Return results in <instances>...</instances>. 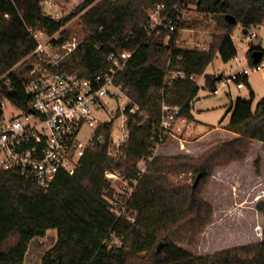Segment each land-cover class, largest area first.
Instances as JSON below:
<instances>
[{"label": "trees", "instance_id": "obj_1", "mask_svg": "<svg viewBox=\"0 0 264 264\" xmlns=\"http://www.w3.org/2000/svg\"><path fill=\"white\" fill-rule=\"evenodd\" d=\"M2 1L0 79L7 77L0 82V101L8 97L20 108H29L25 82L33 60L25 59L36 43L27 26L52 35L82 14L80 19L90 35L61 68L83 77L105 75L112 68L108 60L111 52H134L116 83L145 111L146 121L142 124L143 118L128 114L130 138L122 147L125 158L119 160L109 154L113 123L102 126L98 134L106 142L96 141L77 171L73 175L61 172L47 191L36 189L18 172L0 171V264H24L33 239L45 237L51 229L57 230L58 238L45 252L42 264H264V240L198 257L178 245L196 244L212 221L214 209L203 193L214 170L244 161L253 140L264 143V98L253 111V91L249 98L238 97L225 129L239 137L200 157H154L157 145L152 141L153 125L162 121L164 104L180 107L179 117L188 122L195 120L193 102L200 91L197 78L205 75L206 86L216 90L218 79L206 74L208 66L218 54L226 63L237 56L232 34L238 25L250 31L264 23V0H88L58 21L44 15V0ZM162 3L169 7L179 3L181 9L193 3L200 13L213 16L217 32L208 50L177 47L183 28L180 22L175 32L162 31L160 36L148 38L144 25L149 22V10ZM227 15L235 17L237 24L228 22ZM64 34L69 37L67 30ZM167 35L169 43L163 46ZM255 50L264 55L261 47L253 45L248 53L253 66ZM170 60V70L177 66L186 77L165 83ZM240 81L249 85L248 76ZM149 157L147 172L140 177L138 165ZM256 164L258 170V161ZM107 171L138 180L127 203V213L135 216L134 221L112 211L105 198L114 194ZM189 173L193 174L191 182ZM181 174L185 176L173 179ZM256 209L264 215V201L258 202ZM161 243L164 245L158 251Z\"/></svg>", "mask_w": 264, "mask_h": 264}, {"label": "built area", "instance_id": "obj_2", "mask_svg": "<svg viewBox=\"0 0 264 264\" xmlns=\"http://www.w3.org/2000/svg\"><path fill=\"white\" fill-rule=\"evenodd\" d=\"M50 4L44 0L42 5ZM45 16L60 20L57 13L46 12ZM181 7L179 3L169 7L166 4H157L149 12V22L144 25L148 38L161 34L162 31L175 32L181 19ZM66 28L63 27L55 34H48L45 30L27 26L29 37L36 47L25 59L31 62V70L25 82V92L29 98L27 110L14 104L8 97L0 101V171L18 172L27 181H30L38 190L47 191L61 172L73 175L82 163L87 151L95 146V142H106L98 130L108 123H103L97 118V111L104 109L107 100H116V116L124 117V124L119 132H115L114 124L109 139V154L119 160L125 156L122 147L128 144L130 130L127 120L128 114L143 118L146 121V113L123 89L116 83V77L128 69L134 52L115 50L108 56L112 68L105 75L83 77L77 72H67L61 68L62 62L76 52L82 42L74 38H66ZM249 40L254 42L256 33L248 32ZM168 39L170 36L167 35ZM196 49H200L202 43L198 42ZM162 46H159L160 50ZM182 60V57H178ZM172 61H169L165 83H170L179 78H185L183 70H170ZM264 68V55L261 61L254 66V72ZM250 70L240 71L227 80L229 86L232 81L237 82V87L242 88L245 83L239 82L248 76ZM7 75L0 79L4 81ZM9 87L11 82L5 81ZM218 88L213 92L218 93ZM1 95V93H0ZM181 112L178 106H163L162 121L158 126L153 125L154 136L152 141L159 146L168 136L174 132H181L188 123L185 117H179ZM113 123V122H109ZM86 128H94L93 133L83 138ZM156 146V147H157ZM156 150V148H155ZM154 150V151H155ZM148 159H152L149 157ZM145 161L139 163L138 175L141 177L146 171ZM124 177V176H123ZM106 178L114 183L115 180H123L116 172L107 171ZM129 183V179L124 178ZM135 190L137 179H130ZM130 185V183H129ZM135 185V186H134ZM132 188V189H133ZM109 201V197H105ZM111 203V202H110ZM112 205V211L120 215L118 207Z\"/></svg>", "mask_w": 264, "mask_h": 264}, {"label": "rangeland", "instance_id": "obj_3", "mask_svg": "<svg viewBox=\"0 0 264 264\" xmlns=\"http://www.w3.org/2000/svg\"><path fill=\"white\" fill-rule=\"evenodd\" d=\"M87 1L88 0H49L50 4H43L42 6L46 7V12L50 10L51 13H57L60 19H64ZM2 3L3 1L0 0V5H2ZM22 10L23 8H20V11ZM181 13L180 23L183 24V28L179 31L176 46L183 49H196L197 43L201 42L202 47H199L200 49H204L205 47L209 48L213 40V34L217 32V25L213 16L200 13L197 10L196 5L193 3L187 4L186 7L182 9ZM81 15L69 22L65 28L69 34V38L75 37L78 41L84 43L90 33L83 25L80 19ZM1 16L4 19L9 18L8 15ZM250 33L258 34V38L254 39V43L256 46H261V48L264 49V26H261L258 29H253ZM233 35L238 51L237 58H233L226 63L218 54L207 70L208 74H215L214 76L217 77L218 80L219 78L221 79V83L217 86L218 88L220 87L219 92L221 91V93L216 96L213 95V93L205 87V79L203 77L197 80L198 85L201 87V96L209 94L211 97L206 107L213 108L217 105L230 104L229 96L226 94L227 89L223 88L222 84L227 82V80L231 79L234 75H237L240 71L247 69L250 70V76L256 75L251 69L252 65L248 63V53L253 46V42L249 40V35L244 33L241 25L235 28ZM169 40L170 39L166 36L162 41L163 46H167ZM20 65L21 64L17 65L15 69ZM236 85L237 82L232 81L230 86L231 89L228 88V90L234 92ZM242 92L246 93L245 91ZM118 105L120 104L116 100H107L104 109L98 110L96 113L97 118L101 122H113L115 132H119L121 126L124 124V117L119 116V114L116 116ZM256 105L257 101L254 103V108ZM200 107L201 106L198 108ZM222 118V114L220 116L219 112H210L207 113L204 119L207 123L219 125ZM203 126L205 127L199 130L200 133H205V131H208L209 129V126ZM184 128L185 126L182 128L181 132L175 131L174 135L168 136L164 143H161L156 147L153 156L167 157L190 155L193 157H200L210 148L219 144L229 143L236 139L234 138L233 133L224 128L211 131L206 135V139L204 140L205 145H202V147L213 142L211 144L212 147L196 156L193 154V151L196 150L197 153L201 152V148L198 149L201 143L189 145L185 143L186 146L181 149L180 138H188L185 133L183 135ZM93 131L94 128H86L83 131L82 137L86 138L87 135L93 133ZM196 137V135H192V137L188 139L189 141L194 142ZM247 154H250V159L248 161H246V155L245 160L242 162L235 161L226 166H219L214 170L203 193V197L214 209L212 221L199 235L196 244H178L183 249L185 247V250L194 256L212 255L223 250L255 244L264 240V221L255 210L257 203L264 201L262 198V196H264V188H258L257 185H255V169L257 170L256 161H258V167L260 169L261 157L259 155L264 157V145L261 143H255L252 145L251 142ZM151 160L152 159H144L146 163V171L144 173L147 172V164ZM259 169L257 171H259ZM184 176L185 174H181L179 177H174L173 179H181ZM187 176L190 177L189 182H191L193 174L189 173ZM124 178L125 177L122 176L123 180H115L114 183L111 182L114 194L109 202H111V204L114 203V205L118 207L117 209H119L121 216L126 215L131 221H134L135 216L127 213V203L134 192V188L132 187V189L130 187L132 185L130 179L129 185ZM51 232L55 235L57 230L54 229ZM51 238H53L52 235L48 238L50 240L49 243L52 241ZM116 242L119 243L118 240H116ZM49 243L47 242V244Z\"/></svg>", "mask_w": 264, "mask_h": 264}, {"label": "crops", "instance_id": "obj_4", "mask_svg": "<svg viewBox=\"0 0 264 264\" xmlns=\"http://www.w3.org/2000/svg\"><path fill=\"white\" fill-rule=\"evenodd\" d=\"M261 26H264V23L262 25L258 26V27H255V28L250 29V31L253 30V29H258ZM243 31H244V29H243ZM232 37L234 39V35L233 34H232ZM257 38H258V34H257ZM253 45L255 47H261V46H256L254 42H253ZM235 58H237V56ZM248 63L250 65H252L249 62V57H248ZM207 70H208V68H207ZM207 70H206V74H208L207 73ZM244 70H246V69H244ZM253 73H255L256 75L255 76H250V73L248 75L249 85H247L245 83V86H243L242 88H238L236 86L234 92L232 90H228V88L231 89L230 88L231 83H230L229 86L226 85L227 82H225V83L222 84V87L227 89L226 94L229 96V99H230V104L229 105H225V104H223V105H217V106H214L213 108L206 107L207 104H208V101H210L209 99L211 97H210L209 94H206L205 96H201V87L199 86L200 87L199 94H198V96L196 97V99L193 102V111H192V114H193L195 120L194 121H191V122H188L185 125L184 132H183V135L185 133L186 137H188V138L192 137V135H196L197 137L194 140V142L189 141L188 138H185V139L180 138L181 149H183V147L186 146L185 143L187 145L201 143L200 147L198 148V149L201 148V152H198L197 153L196 150L193 151V154L196 155V156H198L201 153H203L206 149L212 147L211 144L213 142L212 143H208L206 146L202 147V145H205L204 140L206 139L205 138L206 135L209 132L214 131V130H217L219 128L220 129L221 128H224L225 129V126H227L230 123V121H231V117H232V113H233L232 109H233V106H234V102L236 101V99L238 97L249 98L251 91H253L255 93V100L253 102V107L252 108H253V111L256 110L258 103L262 100V98H264V68L261 71H257V72H254L253 71ZM210 75H215V74H210ZM202 77L205 79V75H202V76L198 77L197 80H199ZM219 83H221V79L220 78L217 81V86H218ZM205 87L211 93H213V91H211L206 86V79H205ZM216 88H218V87H216ZM219 88H218V90H219ZM242 91H245L246 93H243ZM220 93H221V91L220 92L218 91L217 94L213 93V95L216 96V95H218ZM256 101H257V105L254 108V103H256ZM199 106H201V107L198 108ZM210 112L211 113L219 112L220 116L222 114V117L223 118L220 121L219 125L210 124V123H207L206 122V120L204 118L207 115V113H210ZM203 125H206L207 127L209 126V129H208V131H205V133H200L199 130L201 128L205 127ZM231 133H233V132H231ZM233 136H234V138H238L239 137L235 133H233ZM255 143H261V144L264 145L263 142L253 140L252 141V145H254ZM259 156L261 157V167H260L259 171H257L255 169V175H256L255 185H257L258 188H260V187L264 188V157L261 156V155H259ZM249 159H250V154H247L246 161H248ZM234 164H237V163H234ZM262 198L264 199V196H262ZM255 210L257 211V213H259L261 219L264 221V215L262 213H260L256 208H255ZM53 230L54 229L49 230L48 233H47V235L45 237H37V238L33 239V241L31 242V244L29 246L28 252L26 254L25 263L24 264H42V260H43V256H44L45 252H47L48 250H50L51 248L54 247V245L56 244L57 238H58V233H56L55 235L52 234L51 231H53ZM50 235L53 236V238H51L52 239L51 243H49L50 240L48 239ZM47 242L49 244H47ZM184 249H186V248L184 247Z\"/></svg>", "mask_w": 264, "mask_h": 264}, {"label": "water", "instance_id": "obj_5", "mask_svg": "<svg viewBox=\"0 0 264 264\" xmlns=\"http://www.w3.org/2000/svg\"><path fill=\"white\" fill-rule=\"evenodd\" d=\"M226 20L232 24H237V19L231 15H227L226 16ZM244 32L245 33H248L249 32V29H244ZM252 57H253V62L255 64L259 63L261 61V58L263 57V52L260 51V50H255L252 54ZM163 243H161L158 247V251L161 250V248L163 247Z\"/></svg>", "mask_w": 264, "mask_h": 264}]
</instances>
